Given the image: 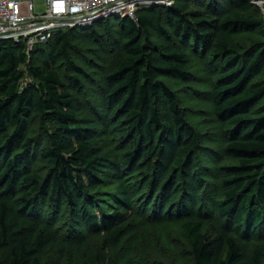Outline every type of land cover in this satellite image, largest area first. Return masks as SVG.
<instances>
[{"label": "trees", "instance_id": "obj_1", "mask_svg": "<svg viewBox=\"0 0 264 264\" xmlns=\"http://www.w3.org/2000/svg\"><path fill=\"white\" fill-rule=\"evenodd\" d=\"M243 34L252 36L248 45L238 39ZM80 39L102 44L105 55L117 51L112 63L93 73L76 58ZM190 53L212 75L221 150L234 162L222 167L226 190L218 213L225 222L185 216L181 229L194 264H263L264 250L249 236L264 231V22L251 0L145 6L135 19L58 29L30 53L24 40L0 39V249H7V264H44L50 246L64 247L56 226L63 215L68 235L99 226L117 243L129 228L121 215L137 212L141 188L127 182L133 173L158 191L154 214L176 209L170 197L178 178L189 183L183 206L199 193L188 168L200 135L166 80H192ZM89 84L96 111L83 117L76 105ZM40 138L43 169L33 155ZM116 138L128 143L121 154ZM103 259L95 254L85 263Z\"/></svg>", "mask_w": 264, "mask_h": 264}, {"label": "rangeland", "instance_id": "obj_2", "mask_svg": "<svg viewBox=\"0 0 264 264\" xmlns=\"http://www.w3.org/2000/svg\"><path fill=\"white\" fill-rule=\"evenodd\" d=\"M100 32L104 33V30L101 29ZM250 38L252 36L249 34L238 37L244 45L249 44ZM102 39L105 41L104 36ZM78 42L81 54H76V58L81 64L90 67L93 73H95L93 70L100 72L105 63L109 66L117 52L111 49L109 55H105L102 44L99 45L88 39L87 41L80 39ZM103 56H107L106 61L102 59ZM190 58L191 81L166 80L178 93L187 121L200 135V148L195 152L188 168L198 178L199 193L192 196L194 198L188 199L190 202L183 206V198L186 197L184 188L186 190L189 183L186 178H178L175 181V191L170 197V203L176 209L170 212V207H167L163 213L155 210L154 214L153 202L158 191L150 192L149 184L144 182L141 174L133 173L127 177L128 185L134 191L141 189L134 195L137 214L129 211L121 215L120 222H129V228L124 236L117 243H110L107 240L106 230H101L99 226L91 230L84 229L81 236L68 235L69 219L65 215L60 216L56 221V226L65 236L66 244L64 247L50 246L43 256L44 264H86L85 261H89L90 256L95 254L105 257L102 264H106V259L112 260V263L108 262V264H194L188 239L181 229L185 216L225 222V218L220 217L218 213L226 190L222 182L226 174L222 167L231 164L234 160L226 158L221 150L222 138L219 123L214 115L211 94L212 75L200 55L190 53ZM23 69L27 70V67L23 66ZM97 74L96 72V76ZM94 87L89 84L88 92L80 94L81 100L76 107L83 117H92L93 113L95 114L94 100L89 97L91 90L96 89ZM36 124L32 123L31 132L35 133ZM45 141L44 138H40L34 150L36 168L43 169L37 155L45 145ZM114 144H117L115 148L117 154H121L123 147H128V143H123L120 138L114 139ZM13 196L11 202L13 198L17 201L20 193L17 192ZM231 226L234 231L240 233V230H236L232 223ZM249 236L253 245H259L264 250V231H255ZM7 259L8 252L4 247L0 249V264H7Z\"/></svg>", "mask_w": 264, "mask_h": 264}, {"label": "built area", "instance_id": "obj_3", "mask_svg": "<svg viewBox=\"0 0 264 264\" xmlns=\"http://www.w3.org/2000/svg\"><path fill=\"white\" fill-rule=\"evenodd\" d=\"M174 0H0V39L24 40L30 53L58 29L87 28L112 17L135 19L139 9ZM264 22V0H251Z\"/></svg>", "mask_w": 264, "mask_h": 264}]
</instances>
